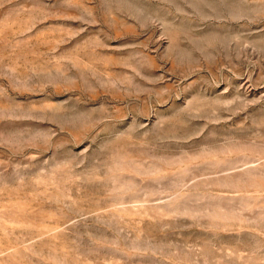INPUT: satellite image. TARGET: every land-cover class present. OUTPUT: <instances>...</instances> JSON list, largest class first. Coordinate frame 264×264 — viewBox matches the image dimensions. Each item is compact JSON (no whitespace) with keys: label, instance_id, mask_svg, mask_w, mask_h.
Wrapping results in <instances>:
<instances>
[{"label":"rangeland","instance_id":"1","mask_svg":"<svg viewBox=\"0 0 264 264\" xmlns=\"http://www.w3.org/2000/svg\"><path fill=\"white\" fill-rule=\"evenodd\" d=\"M0 264H264V0H0Z\"/></svg>","mask_w":264,"mask_h":264}]
</instances>
